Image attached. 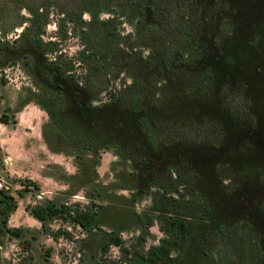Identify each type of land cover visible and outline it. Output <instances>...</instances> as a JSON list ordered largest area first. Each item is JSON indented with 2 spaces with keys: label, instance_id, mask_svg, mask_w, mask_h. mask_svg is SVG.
Masks as SVG:
<instances>
[{
  "label": "rangeland",
  "instance_id": "374dc122",
  "mask_svg": "<svg viewBox=\"0 0 264 264\" xmlns=\"http://www.w3.org/2000/svg\"><path fill=\"white\" fill-rule=\"evenodd\" d=\"M3 115L0 264H264V0H0ZM50 202L101 229L53 239ZM204 217L227 231L181 257L172 219Z\"/></svg>",
  "mask_w": 264,
  "mask_h": 264
},
{
  "label": "trees",
  "instance_id": "16d2710c",
  "mask_svg": "<svg viewBox=\"0 0 264 264\" xmlns=\"http://www.w3.org/2000/svg\"><path fill=\"white\" fill-rule=\"evenodd\" d=\"M33 24L36 29H38V33H43V28H42V21L46 23V15H43L39 12V10L33 11ZM43 17V18H42ZM48 19V18H47ZM67 22H72L75 23L76 19H74V14L69 13L67 16ZM255 28L253 29V31ZM36 43H42V40L40 36L37 37ZM61 60V57H59ZM58 67L60 70H62L64 73H70L74 66L72 63H64L63 61L57 63ZM137 101H134L132 103V108L134 111H137ZM113 105V104H111ZM89 112V111H88ZM0 121L2 123H7L8 118L6 116H2L0 118ZM138 132V131H137ZM121 133V132H120ZM127 134V133H126ZM143 144V143H142ZM182 144L179 143V146ZM150 150V149H149ZM180 150V149H179ZM188 158L191 159L192 162H194V158L191 156L189 157L186 155ZM210 160V158H209ZM196 163V162H195ZM194 163V164H195ZM217 162L214 161L213 165H211V169L216 166ZM212 172V170H211ZM35 187H39L36 185ZM9 196L3 195V198L0 200V213L4 217L3 219V224L0 225V233H9L11 236L19 238L22 235V230L19 228H9L8 227V222H9V217L10 213L13 208V204L8 201ZM95 207L97 206H89L86 205L83 207V209H72L69 208L67 205H62V206H57L55 203L50 202L46 205H36V206H31L28 207V210L31 212L32 216L37 219L39 222L42 223L44 227V231L50 235L53 239H59L61 236H68L69 233L66 230H57L54 231L52 228H50L47 223L49 221H63L66 223H73L74 225L80 227L81 229L90 232L92 230H98L101 229V214L97 210H95ZM198 219V218H197ZM217 220L214 218H209L204 217V222L198 223L194 222L192 223L191 227H188V224L182 221L181 219L178 218H173L170 226L174 229V232L177 234H181L179 232H182V235L184 237L183 240V245H182V250H181V257H184L186 259L187 256H189V253L192 252L190 249L196 244L195 246H200L203 244L205 241V237L207 235H210V233L213 230H218L220 232H225L227 231V227H224L223 225L221 227L216 226ZM216 226V227H215ZM218 227V228H217ZM142 243L144 241V238L139 239ZM28 245H30L29 242H27ZM124 244V241L120 235H113L109 242L104 246L105 251H108L111 246H118L121 247ZM194 246V247H195ZM203 246V245H202ZM165 249V248H162ZM160 249L159 248H154L152 251L153 257L159 258L160 257ZM199 260L205 261L202 257L199 258ZM187 261V260H186ZM222 264H238V262L229 256H224L219 260ZM31 264V263H29Z\"/></svg>",
  "mask_w": 264,
  "mask_h": 264
},
{
  "label": "built area",
  "instance_id": "2783aa9c",
  "mask_svg": "<svg viewBox=\"0 0 264 264\" xmlns=\"http://www.w3.org/2000/svg\"><path fill=\"white\" fill-rule=\"evenodd\" d=\"M4 188V183L3 180L0 181V190H2Z\"/></svg>",
  "mask_w": 264,
  "mask_h": 264
}]
</instances>
